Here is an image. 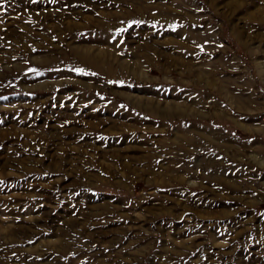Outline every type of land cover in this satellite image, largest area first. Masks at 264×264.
I'll list each match as a JSON object with an SVG mask.
<instances>
[{"label": "rangeland", "instance_id": "obj_1", "mask_svg": "<svg viewBox=\"0 0 264 264\" xmlns=\"http://www.w3.org/2000/svg\"><path fill=\"white\" fill-rule=\"evenodd\" d=\"M0 264H264V0H0Z\"/></svg>", "mask_w": 264, "mask_h": 264}, {"label": "bare ground", "instance_id": "obj_2", "mask_svg": "<svg viewBox=\"0 0 264 264\" xmlns=\"http://www.w3.org/2000/svg\"><path fill=\"white\" fill-rule=\"evenodd\" d=\"M85 54L87 53V51H85L84 52ZM103 59V58H105V54L104 53H101L100 55H98V57H97V59ZM100 61V60H99ZM103 61V60H102ZM125 67L124 68H122V69H126L127 67H129V65L127 64V65H124ZM134 68H136V67H134ZM126 71V70H125ZM140 71V70H139Z\"/></svg>", "mask_w": 264, "mask_h": 264}, {"label": "snow or ice", "instance_id": "obj_3", "mask_svg": "<svg viewBox=\"0 0 264 264\" xmlns=\"http://www.w3.org/2000/svg\"><path fill=\"white\" fill-rule=\"evenodd\" d=\"M79 71V70H78Z\"/></svg>", "mask_w": 264, "mask_h": 264}]
</instances>
